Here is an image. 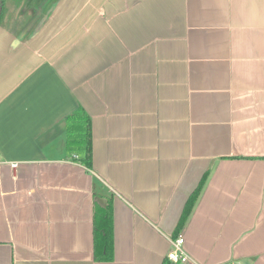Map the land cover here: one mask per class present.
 <instances>
[{"label": "crops", "instance_id": "crops-1", "mask_svg": "<svg viewBox=\"0 0 264 264\" xmlns=\"http://www.w3.org/2000/svg\"><path fill=\"white\" fill-rule=\"evenodd\" d=\"M5 1L0 264H164L180 236L184 264H264V0Z\"/></svg>", "mask_w": 264, "mask_h": 264}, {"label": "trees", "instance_id": "trees-1", "mask_svg": "<svg viewBox=\"0 0 264 264\" xmlns=\"http://www.w3.org/2000/svg\"><path fill=\"white\" fill-rule=\"evenodd\" d=\"M50 3L51 0H46ZM30 1H26L28 4ZM39 3V0H38ZM6 1L0 0V23L5 25L4 8ZM46 19L40 21L36 27L38 30L44 24ZM35 29V30H37ZM36 32V31H34ZM68 148L71 152H77V159L88 169H92L93 165V143H92V123L91 119L80 109L74 114L70 115L66 120ZM204 186V181L199 189L189 199L182 219L180 221L179 230H181L188 219L190 218L193 209L201 195ZM94 252L95 258L98 261H112L113 260V210L112 204L105 207L97 206L94 216ZM164 264H176L171 260L164 262Z\"/></svg>", "mask_w": 264, "mask_h": 264}, {"label": "built area", "instance_id": "built-area-1", "mask_svg": "<svg viewBox=\"0 0 264 264\" xmlns=\"http://www.w3.org/2000/svg\"><path fill=\"white\" fill-rule=\"evenodd\" d=\"M16 167L17 165H13ZM185 239L180 236L176 240L172 241L173 249L168 255V259L176 264L186 263L190 260L187 251L184 248Z\"/></svg>", "mask_w": 264, "mask_h": 264}, {"label": "rangeland", "instance_id": "rangeland-1", "mask_svg": "<svg viewBox=\"0 0 264 264\" xmlns=\"http://www.w3.org/2000/svg\"><path fill=\"white\" fill-rule=\"evenodd\" d=\"M28 17H29V16H28ZM28 17H27V18H28ZM27 18L25 19L24 23H26V22L29 20V19H27ZM20 27H21V26H20ZM181 264H184V263H181Z\"/></svg>", "mask_w": 264, "mask_h": 264}]
</instances>
